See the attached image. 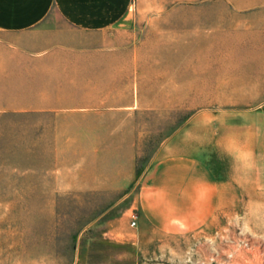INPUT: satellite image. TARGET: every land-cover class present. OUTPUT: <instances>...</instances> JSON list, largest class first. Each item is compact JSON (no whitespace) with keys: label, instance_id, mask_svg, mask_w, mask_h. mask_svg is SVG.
Masks as SVG:
<instances>
[{"label":"rangeland","instance_id":"374dc122","mask_svg":"<svg viewBox=\"0 0 264 264\" xmlns=\"http://www.w3.org/2000/svg\"><path fill=\"white\" fill-rule=\"evenodd\" d=\"M175 8L213 13V31L199 34L198 44L188 38L180 45L166 44L161 35H129L117 51L130 62L118 67L116 91L106 80L97 91L69 83L71 109L91 104L100 112H0V264H264V177L216 158V147L208 145L214 131L190 125L196 112L220 113L263 99L189 96L194 62L199 80L217 86L247 75L255 67L244 59L264 57V49H246L255 35L239 32L236 14L235 25L223 31L218 17L234 9L224 2L183 1ZM81 55L70 51L72 74ZM168 69L181 70L183 97L161 96L172 92L163 88ZM46 72L32 67L25 84L62 85L44 81ZM111 101L134 102V108L109 109ZM167 153L199 154L216 174L230 172L226 207L208 219L175 218L168 228L148 217L142 182Z\"/></svg>","mask_w":264,"mask_h":264},{"label":"crops","instance_id":"0c3cea01","mask_svg":"<svg viewBox=\"0 0 264 264\" xmlns=\"http://www.w3.org/2000/svg\"><path fill=\"white\" fill-rule=\"evenodd\" d=\"M183 1L197 0H0V112L98 111L90 109L91 104L71 109L69 83L78 81L85 83L79 86L81 90L97 91L102 89L99 83L106 80L111 83L108 89L116 91L118 67L130 62L117 57V51L129 35H161L159 39L166 44L180 45L188 38L198 44L199 34L213 31L214 14L176 9V3ZM202 1H220L233 7L218 17V25L226 27L223 31H229L235 25L232 13L236 14L239 32L255 35L254 41L244 43L246 49H264V40L258 38L264 35V0ZM72 50L83 51L75 63L79 67L75 74L70 69ZM105 50L110 51L106 56H112L103 57ZM244 62L255 68L237 80H223L217 86L211 85L209 79L199 80L198 62H194L189 96L263 100L250 107L220 113L196 112L190 118V125L193 130L198 125H206L208 132L214 131V136L208 137V145L216 147V158H228L239 173L249 171L253 176L264 177V57H249ZM173 65L178 64L174 61ZM34 66L46 67L47 72L42 74L44 81L62 85L29 87L25 82L31 80ZM108 70L111 73L106 74ZM165 72L164 91L168 88L172 92L161 96L183 97L182 79H177L181 70ZM109 97L118 98L113 94ZM102 103L95 102L94 106ZM109 103V109L134 108V102ZM229 173L216 174L199 154L167 153L142 182L144 210L158 226L167 228L178 217L208 219L216 210L226 207V194L231 185Z\"/></svg>","mask_w":264,"mask_h":264},{"label":"built area","instance_id":"2783aa9c","mask_svg":"<svg viewBox=\"0 0 264 264\" xmlns=\"http://www.w3.org/2000/svg\"><path fill=\"white\" fill-rule=\"evenodd\" d=\"M132 225H133V226H135V225H136V222H135V221H133Z\"/></svg>","mask_w":264,"mask_h":264}]
</instances>
